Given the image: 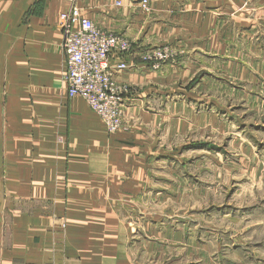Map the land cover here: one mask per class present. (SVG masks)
<instances>
[{"label": "crops", "instance_id": "1", "mask_svg": "<svg viewBox=\"0 0 264 264\" xmlns=\"http://www.w3.org/2000/svg\"><path fill=\"white\" fill-rule=\"evenodd\" d=\"M72 6L131 43L110 60L127 65L115 79L131 90L115 134L67 96L59 16ZM248 12L238 0H0V264H156L175 236L157 232L151 210L186 192L174 139L205 118L187 92L207 64L255 45ZM163 46L179 51L176 61L144 64L142 54ZM179 79L193 86L174 90Z\"/></svg>", "mask_w": 264, "mask_h": 264}, {"label": "rangeland", "instance_id": "2", "mask_svg": "<svg viewBox=\"0 0 264 264\" xmlns=\"http://www.w3.org/2000/svg\"><path fill=\"white\" fill-rule=\"evenodd\" d=\"M238 1L242 9L255 10L248 12L258 20L248 35L255 45L232 50L230 62L207 64L202 81L187 92L190 106L196 104L205 118L195 122L199 129L190 127L174 139L175 154L185 160L175 161L173 169L184 167L186 192L183 199L175 194L172 207L151 210L157 232L175 236L161 241L167 249L158 246L156 264H264V50L255 39L263 33L264 0ZM164 50L176 61L179 51L169 46L150 51ZM182 83L174 81V90ZM166 143L159 133V149L165 152ZM157 168L161 172L165 163Z\"/></svg>", "mask_w": 264, "mask_h": 264}, {"label": "built area", "instance_id": "3", "mask_svg": "<svg viewBox=\"0 0 264 264\" xmlns=\"http://www.w3.org/2000/svg\"><path fill=\"white\" fill-rule=\"evenodd\" d=\"M59 18L68 98L84 100L104 122L109 134L123 130L125 100L129 92L116 81L115 75L125 70L127 65H112L110 60L114 53H130L131 43L122 36L101 30L76 6L70 7ZM169 58L166 50L152 54L148 51L141 56L142 61L151 64L155 70L159 68V63H165Z\"/></svg>", "mask_w": 264, "mask_h": 264}]
</instances>
